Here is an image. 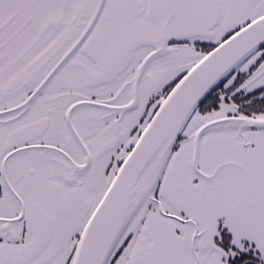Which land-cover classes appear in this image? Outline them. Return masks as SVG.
I'll return each instance as SVG.
<instances>
[{"label":"snow or ice","instance_id":"1","mask_svg":"<svg viewBox=\"0 0 264 264\" xmlns=\"http://www.w3.org/2000/svg\"><path fill=\"white\" fill-rule=\"evenodd\" d=\"M0 264H264V0H0Z\"/></svg>","mask_w":264,"mask_h":264}]
</instances>
